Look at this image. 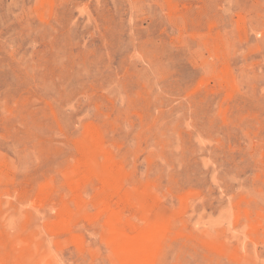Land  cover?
<instances>
[{"label":"rangeland","instance_id":"1","mask_svg":"<svg viewBox=\"0 0 264 264\" xmlns=\"http://www.w3.org/2000/svg\"><path fill=\"white\" fill-rule=\"evenodd\" d=\"M0 264H264V0H0Z\"/></svg>","mask_w":264,"mask_h":264}]
</instances>
